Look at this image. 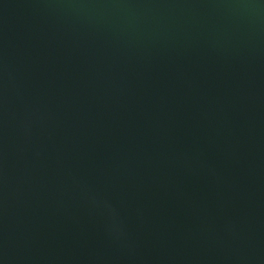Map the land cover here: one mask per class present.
Wrapping results in <instances>:
<instances>
[{
	"label": "water",
	"instance_id": "water-1",
	"mask_svg": "<svg viewBox=\"0 0 264 264\" xmlns=\"http://www.w3.org/2000/svg\"><path fill=\"white\" fill-rule=\"evenodd\" d=\"M0 264H264V0H0Z\"/></svg>",
	"mask_w": 264,
	"mask_h": 264
}]
</instances>
